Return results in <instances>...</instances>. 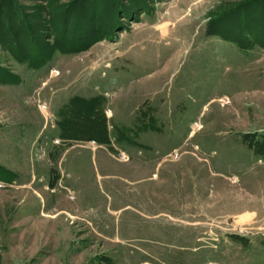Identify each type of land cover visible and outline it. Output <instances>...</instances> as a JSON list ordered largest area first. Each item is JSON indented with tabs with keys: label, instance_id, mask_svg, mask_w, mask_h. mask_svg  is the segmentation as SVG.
I'll use <instances>...</instances> for the list:
<instances>
[{
	"label": "rangeland",
	"instance_id": "rangeland-1",
	"mask_svg": "<svg viewBox=\"0 0 264 264\" xmlns=\"http://www.w3.org/2000/svg\"><path fill=\"white\" fill-rule=\"evenodd\" d=\"M0 264H264V0H0Z\"/></svg>",
	"mask_w": 264,
	"mask_h": 264
},
{
	"label": "trees",
	"instance_id": "trees-1",
	"mask_svg": "<svg viewBox=\"0 0 264 264\" xmlns=\"http://www.w3.org/2000/svg\"><path fill=\"white\" fill-rule=\"evenodd\" d=\"M27 59V58H26ZM104 122V135H103V137H104V141H102V143H107L108 142V137H107V127H106V122L105 121H103Z\"/></svg>",
	"mask_w": 264,
	"mask_h": 264
}]
</instances>
